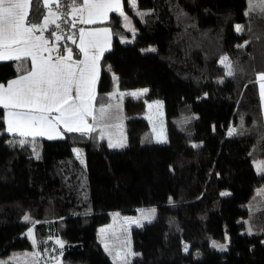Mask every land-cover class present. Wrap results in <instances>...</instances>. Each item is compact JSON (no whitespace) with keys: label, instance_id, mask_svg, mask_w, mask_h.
Segmentation results:
<instances>
[{"label":"trees","instance_id":"16d2710c","mask_svg":"<svg viewBox=\"0 0 264 264\" xmlns=\"http://www.w3.org/2000/svg\"><path fill=\"white\" fill-rule=\"evenodd\" d=\"M124 2L138 32L132 43L121 42L131 33L119 12L101 24L114 38L100 61L96 105L109 103L115 88L156 89L167 143H154L150 123L133 117L121 149L97 131L66 130L62 138H27L20 146L5 131L0 107V257L32 247L24 231L34 225L42 249L53 235L65 243L63 264H113L97 241V227L113 210L154 206L157 218L132 229L139 255L130 264H264V193L256 192L264 173L254 164L264 162L257 81L264 72V18L248 9V0H137L136 12ZM70 4L52 3L65 13ZM47 10L42 0H32L28 19L40 24ZM67 21L59 22L61 40L44 34L57 55L71 48L79 59L78 23L72 28L70 16ZM225 56L234 64L232 76L220 62ZM30 69L29 58L1 61L0 84ZM226 233L227 251L211 247Z\"/></svg>","mask_w":264,"mask_h":264},{"label":"snow or ice","instance_id":"6c2138e0","mask_svg":"<svg viewBox=\"0 0 264 264\" xmlns=\"http://www.w3.org/2000/svg\"><path fill=\"white\" fill-rule=\"evenodd\" d=\"M42 2L47 8L50 2L60 5L62 0H42ZM248 2L249 10L257 11L258 15L264 18V0H258L256 4L253 0ZM31 3L32 0H0V60L24 58L31 60V69L25 74L8 81L7 86L0 84V105L8 109L6 131L18 134L20 137L35 138L58 132L62 125L69 133L89 134L95 131V128L88 122V118L91 117L93 122H97L98 119L94 114L92 103L95 98L93 87L97 62L104 51L102 44L108 43L109 29H79V49L83 53V60H73L71 48L65 49L67 55H57L54 60L51 53L58 49L49 47V40L43 33L49 31V35L54 40H61L63 37L57 35L58 30L62 31L58 21L69 22L67 17L70 16L71 27L75 28L77 14L81 23L91 24L95 23L97 18H106L109 12H119L124 17L125 26H128L130 21L122 11V0H81L79 6L76 5V0H71L68 13L58 14L49 11L42 17L40 24L28 19ZM130 3L135 6V0H130ZM236 30H243L242 26L237 25ZM37 31L41 34L36 35ZM67 39L72 40V36H68ZM220 62L227 68V75H234V64L227 56L222 57ZM258 78L264 80V72L259 73ZM261 91L264 95V84H261ZM106 116L107 113L102 106L99 109V119L103 120ZM234 131L235 129L230 130L229 134ZM49 138L53 137L49 135ZM25 142V139H20V146ZM109 146L124 145L110 142ZM261 167H264V162H259L258 168ZM153 212L154 209L147 210L144 218L147 219ZM25 219L27 220L28 217ZM103 231L101 229V232ZM28 235L33 237L35 243L32 229H29ZM56 243L63 248V241L57 240ZM216 246L221 249L226 248L224 244ZM105 248L107 250L108 246L105 245ZM126 255L122 258L126 259Z\"/></svg>","mask_w":264,"mask_h":264},{"label":"rangeland","instance_id":"374dc122","mask_svg":"<svg viewBox=\"0 0 264 264\" xmlns=\"http://www.w3.org/2000/svg\"><path fill=\"white\" fill-rule=\"evenodd\" d=\"M253 3L254 4L258 3V0H253ZM47 8L48 10L46 14L49 11L57 12L58 14L59 12H63V13L66 12V10L64 11L63 9L61 10L60 8H57V10H55L51 2L49 7ZM248 9H249V2H248ZM126 16L128 17L130 24H128V26H125L124 19L122 23L129 30L131 35L129 36L125 35L120 37L121 42L124 44L132 43L136 38V33L138 32V28L135 25L133 17L127 14ZM76 18H77L76 21L78 23V33H79V29L84 28L85 24L80 22V18L78 17ZM59 22L60 21H58V23ZM101 26L108 27L106 25H101ZM236 26H235V30H236ZM133 29L135 30L134 32L132 31ZM237 32H241V31H237ZM52 39H53L52 37L49 38L50 41ZM54 42H56V40H54ZM49 47H55L57 49L56 43L53 42H49ZM149 48L151 50L154 49L153 46ZM45 55H48V53H45ZM51 55L52 57L56 56L57 55L56 51H53ZM261 81H262L261 84H264V81L263 80ZM96 85H95V89L97 90ZM96 98H97V92L93 100L94 114L98 118L97 122H94L95 131L99 132L100 137H104L107 140L108 145L110 142L115 145H119V144L124 145L123 147L117 146L111 148L121 149L126 147L128 143L127 132H126V120L128 118H133V117L145 118L150 123L154 133V139H153L154 143L156 144L167 143V136L165 132L166 120L164 113L163 97H162V93H158L156 89L149 87H140V88L120 91L118 88H115L112 100L107 104L98 103L96 105ZM102 106L105 108L107 116L105 119L100 120L99 109ZM35 149H37L36 155L37 156L40 155L42 152L41 145ZM75 153L83 163L86 162L83 148L80 147L75 148ZM259 162H263V161L262 160L255 161L254 163L255 167L259 173H264V167L258 168ZM256 192L264 193V185L257 188ZM250 205L251 204H249V206ZM152 209H154V212L150 216H148L147 219H145L144 217L145 214L147 213V210H152ZM157 213H158V209L154 206L139 207L135 213H125L120 210H113L110 213L111 219L107 223L101 224L97 227L96 230L97 241L101 244L103 250L110 257L113 264H130V262L139 255V252L135 250L133 245L132 229L135 227H141L147 223L154 221L157 218ZM24 221H26L25 218ZM29 229H32L33 231L35 237V243L33 241V237L28 235ZM101 229H103L104 231L101 232ZM24 236H26L30 240L32 247L22 250H16L11 252V254H9L8 256H4V257L2 256L0 257V262H3V264H7L9 261L16 262L18 264H40L41 262H44L45 264H63L64 261L63 256L66 252V246L65 243L63 242L64 246L63 248H61L60 245L56 243L57 240L62 241L58 236L53 235L51 238H49L50 240L46 242L44 249H42V246L37 241L34 225H30L25 229ZM229 241H230V237L226 233L222 239L211 240L210 244L211 247L215 248L216 250L224 252L227 251V246L229 244ZM220 244L226 245V248L221 249L216 246ZM105 245L108 246L107 250L105 248ZM32 253H38L39 255L33 256L31 255ZM25 254H29V255H25ZM125 254H127L126 259H123L122 257H125Z\"/></svg>","mask_w":264,"mask_h":264},{"label":"crops","instance_id":"0c3cea01","mask_svg":"<svg viewBox=\"0 0 264 264\" xmlns=\"http://www.w3.org/2000/svg\"><path fill=\"white\" fill-rule=\"evenodd\" d=\"M124 0H122V11H124ZM128 4L130 6V8L132 10H134L135 12L137 11V0H135V6H132L131 3H130V0H128ZM31 6V5H30ZM30 12V11H29ZM114 13V12H109L107 17L106 18H97L96 19V22L95 23H91V24H85V27L84 29L85 30H91V29H109V37H108V43L107 44H102L103 48H104V51L102 53V55H100V59L99 61L97 62V72H96V79H95V84H94V87H93V93H94V97H95V94L97 92V90L95 89V85L96 87L98 86V81H99V75H100V61L103 57V55L111 50L112 48V44H113V31L111 30V28L108 27H104V26H101V24L107 22L111 16V14ZM124 15H126L125 12H123ZM124 18V17H123ZM91 26V27H90ZM90 27V28H89ZM41 33L39 31L36 32V35H40ZM44 37H45V34L43 33ZM46 38V37H45ZM101 40L103 41V34L101 33ZM79 41H78V45H79ZM64 55H67V53H65ZM57 56V55H56ZM56 56H53L52 58L55 60ZM30 59V58H29ZM84 57H83V53H82V56L80 59H76L74 56H73V60H83ZM11 60H15V59H11ZM1 61H9V60H0ZM18 77H15L11 80H14V79H17ZM10 81V80H9ZM257 81H258V85H259V91H260V95H261V105H262V111H263V115H264V95H262V91H261V80L258 78L257 76ZM264 81V80H263ZM8 83V82H7ZM7 83H1V84H5V86H7ZM93 103V101H92ZM0 107H2L4 109V121H5V131H6V128H7V124H6V120H7V112H8V109H5L2 105H0ZM145 119V118H144ZM88 122L89 123H92L94 125V122L92 121L91 117L88 118ZM64 127L61 125L59 127V130L58 132H52V133H48L44 136H37L35 137L36 139H56V138H62L64 136ZM7 132V131H6ZM166 132V131H165ZM9 135L11 136H16L18 138V140L20 139H27V138H33V137H20L18 134H13V133H9L7 132ZM49 135L52 136L53 138H49ZM167 136V134H166Z\"/></svg>","mask_w":264,"mask_h":264}]
</instances>
